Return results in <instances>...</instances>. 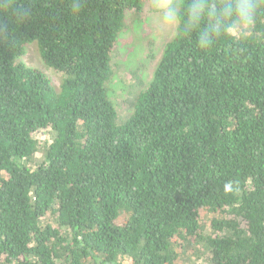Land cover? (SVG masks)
<instances>
[{
    "label": "trees",
    "instance_id": "1",
    "mask_svg": "<svg viewBox=\"0 0 264 264\" xmlns=\"http://www.w3.org/2000/svg\"><path fill=\"white\" fill-rule=\"evenodd\" d=\"M145 1L0 0V264H264V0H170L120 115ZM32 42L59 90L16 61Z\"/></svg>",
    "mask_w": 264,
    "mask_h": 264
},
{
    "label": "rangeland",
    "instance_id": "2",
    "mask_svg": "<svg viewBox=\"0 0 264 264\" xmlns=\"http://www.w3.org/2000/svg\"><path fill=\"white\" fill-rule=\"evenodd\" d=\"M170 0H146L140 13H127L116 50L112 53L113 100L119 114L127 110L138 82L148 81L161 54L163 45L175 32L176 21L168 11ZM28 68L41 72L56 89L65 75L48 68L41 60L36 42L24 46V54L16 59Z\"/></svg>",
    "mask_w": 264,
    "mask_h": 264
},
{
    "label": "clouds",
    "instance_id": "3",
    "mask_svg": "<svg viewBox=\"0 0 264 264\" xmlns=\"http://www.w3.org/2000/svg\"><path fill=\"white\" fill-rule=\"evenodd\" d=\"M246 8H247V11H246L245 16H244V21L246 24H251L252 18L254 15V11H255V5L254 4H248L246 6Z\"/></svg>",
    "mask_w": 264,
    "mask_h": 264
}]
</instances>
